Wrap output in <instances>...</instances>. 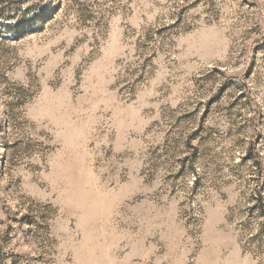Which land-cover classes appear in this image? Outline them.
Segmentation results:
<instances>
[{"label": "rangeland", "instance_id": "1", "mask_svg": "<svg viewBox=\"0 0 264 264\" xmlns=\"http://www.w3.org/2000/svg\"><path fill=\"white\" fill-rule=\"evenodd\" d=\"M0 264H264V0H0Z\"/></svg>", "mask_w": 264, "mask_h": 264}]
</instances>
